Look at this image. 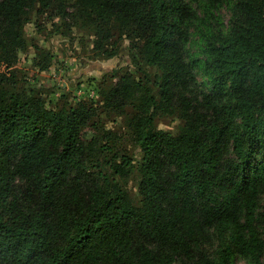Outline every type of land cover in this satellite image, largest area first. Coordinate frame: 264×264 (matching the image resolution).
I'll return each mask as SVG.
<instances>
[{
    "label": "trees",
    "instance_id": "obj_1",
    "mask_svg": "<svg viewBox=\"0 0 264 264\" xmlns=\"http://www.w3.org/2000/svg\"><path fill=\"white\" fill-rule=\"evenodd\" d=\"M33 14L87 32L107 60L130 41L137 74L106 72L97 101L48 109L13 71ZM2 66L0 264H264V0H0Z\"/></svg>",
    "mask_w": 264,
    "mask_h": 264
},
{
    "label": "rangeland",
    "instance_id": "obj_2",
    "mask_svg": "<svg viewBox=\"0 0 264 264\" xmlns=\"http://www.w3.org/2000/svg\"><path fill=\"white\" fill-rule=\"evenodd\" d=\"M219 21L210 20L213 26L227 25L230 13L222 9L216 13ZM56 23L58 20L55 21ZM30 47L27 52L21 53L14 68L15 79L20 89L37 88L41 90L48 109H54L61 101L77 103L82 100L99 99L98 84L106 72L131 71L137 74V66L132 64L134 55L133 43L128 40L119 41L113 49L115 56L105 59L102 53L93 50V38L85 31L74 29L71 33L65 27H55L47 15L37 17L33 14L25 27ZM189 50L198 58L202 57L203 42L200 35L195 33L191 38ZM41 47L52 54L53 62L49 70L41 71L36 66V50L34 46ZM140 65L142 62L137 61ZM1 72L10 74L11 69L2 66ZM151 71V70H150ZM207 77L197 74L196 88L198 91L208 92ZM183 122L177 116H165L158 120V128L176 134ZM106 127L117 133L121 146L130 152H136L133 137L126 128L122 118H115L107 123ZM91 134L89 133L88 136ZM130 188L137 191L134 181ZM243 264V263H240Z\"/></svg>",
    "mask_w": 264,
    "mask_h": 264
}]
</instances>
